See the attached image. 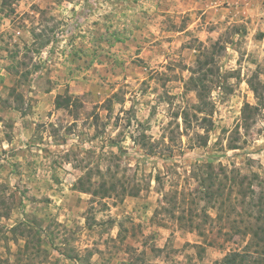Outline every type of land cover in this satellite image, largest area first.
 Segmentation results:
<instances>
[{
  "label": "rangeland",
  "instance_id": "1",
  "mask_svg": "<svg viewBox=\"0 0 264 264\" xmlns=\"http://www.w3.org/2000/svg\"><path fill=\"white\" fill-rule=\"evenodd\" d=\"M255 84L264 0H0V264H264Z\"/></svg>",
  "mask_w": 264,
  "mask_h": 264
},
{
  "label": "trees",
  "instance_id": "2",
  "mask_svg": "<svg viewBox=\"0 0 264 264\" xmlns=\"http://www.w3.org/2000/svg\"><path fill=\"white\" fill-rule=\"evenodd\" d=\"M257 85H259V84H257ZM257 85L256 84L252 85V90L254 92V95L258 98V101H260L262 103L261 105H264L263 96H262L263 94H262V92H259V88ZM63 101H65V99L64 100L63 99L62 100L57 99L56 100V106H58V107L61 106ZM251 109H252V107L249 104H245V106L243 107V109H242V121H243V123H245L247 121L248 116L246 113L248 111H250ZM244 125H246V124H244ZM223 171H224V168H223ZM231 171H233V170H231ZM210 178H212V177L210 176ZM242 184H243L242 179H239V181H234L235 186H241ZM107 191H108V189H105L103 193L106 194V193H108ZM207 195H209V192H206V196ZM210 195H211V193H210ZM234 222H235L234 220L232 222H230V226L234 225L233 224ZM232 227H235V226H232ZM226 235H228V232ZM254 235L255 234H252L251 236H254ZM260 251H264V249L262 248V250H260ZM225 260H226V264H228L229 258L227 257V258H225Z\"/></svg>",
  "mask_w": 264,
  "mask_h": 264
}]
</instances>
